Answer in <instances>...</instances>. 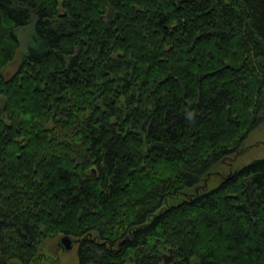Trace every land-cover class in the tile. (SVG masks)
<instances>
[{
    "label": "trees",
    "instance_id": "1",
    "mask_svg": "<svg viewBox=\"0 0 264 264\" xmlns=\"http://www.w3.org/2000/svg\"><path fill=\"white\" fill-rule=\"evenodd\" d=\"M263 108L264 0H0V264H264Z\"/></svg>",
    "mask_w": 264,
    "mask_h": 264
},
{
    "label": "rangeland",
    "instance_id": "2",
    "mask_svg": "<svg viewBox=\"0 0 264 264\" xmlns=\"http://www.w3.org/2000/svg\"><path fill=\"white\" fill-rule=\"evenodd\" d=\"M23 54L24 49H20L16 53L13 61L9 63L4 71L5 77L8 78L17 71ZM262 158H264V108L260 121L256 124L253 131L246 137L240 151L215 167V170L211 174V179L208 181V189L219 185L234 171ZM186 193H191V189L186 190ZM61 237L62 235H58L54 238L44 240L39 246L38 252L31 264H79L77 255L78 245H75L69 252H63L59 244ZM166 259H169L170 262L171 255L167 254Z\"/></svg>",
    "mask_w": 264,
    "mask_h": 264
},
{
    "label": "water",
    "instance_id": "3",
    "mask_svg": "<svg viewBox=\"0 0 264 264\" xmlns=\"http://www.w3.org/2000/svg\"><path fill=\"white\" fill-rule=\"evenodd\" d=\"M79 240L72 239L70 236H62L59 240V244L64 252H69L73 249V246L77 244Z\"/></svg>",
    "mask_w": 264,
    "mask_h": 264
},
{
    "label": "bare ground",
    "instance_id": "4",
    "mask_svg": "<svg viewBox=\"0 0 264 264\" xmlns=\"http://www.w3.org/2000/svg\"><path fill=\"white\" fill-rule=\"evenodd\" d=\"M75 245H77V244H75ZM75 245H74V246H75ZM74 246H73V248H74ZM63 252H64V251H63Z\"/></svg>",
    "mask_w": 264,
    "mask_h": 264
}]
</instances>
